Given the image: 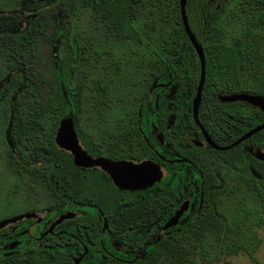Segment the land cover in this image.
Returning a JSON list of instances; mask_svg holds the SVG:
<instances>
[{"label":"trees","instance_id":"trees-1","mask_svg":"<svg viewBox=\"0 0 264 264\" xmlns=\"http://www.w3.org/2000/svg\"><path fill=\"white\" fill-rule=\"evenodd\" d=\"M21 2L0 0V13L18 12ZM58 2L60 11H42L18 32L0 33V81L11 75L0 89V118L6 123L13 116L19 148L25 144L35 148L37 154L40 148L55 152L51 156L53 171L59 170L63 187V152L54 142L62 117L74 113L75 130L90 153L112 148L111 158L139 159L138 152H124L129 136L132 148L148 149L140 132L145 119L140 124L138 119L145 111L149 114L147 107L153 108L155 118L164 119L169 112L166 96L171 88L177 89L176 95L183 92V100L190 107L200 78V63L183 26L179 0ZM185 11L205 56L200 119L206 126H214V114L208 116L206 112L218 103L214 94L247 92L264 96V0H186ZM54 37L58 41L55 55L48 58L51 65L47 78L35 63L43 40L53 41ZM17 87L19 91L15 92ZM236 104L242 105L245 124L264 123L263 111L243 102L232 105ZM246 130L244 127L243 132ZM246 142L264 148V129ZM241 145L212 151L242 173L230 169L226 174L233 171V175L225 174L221 186L204 189L201 210L184 228L164 235L135 260L99 255L96 259L85 257L80 264H199L241 250L251 255L257 245L252 226L264 223V180L257 179L250 166L264 178V161L243 155L240 166L236 151ZM67 158L75 169L71 155ZM105 178L102 187L109 183ZM85 185L78 183L75 194ZM102 187L91 188L88 196L94 190L100 193ZM172 200L148 195L130 214L117 212L112 225L115 230L118 223L119 230L129 225L133 229L147 228L146 239H154L157 228L175 207ZM0 264L73 263L63 253L37 256L24 251L0 257Z\"/></svg>","mask_w":264,"mask_h":264},{"label":"flooded vegetation","instance_id":"flooded-vegetation-1","mask_svg":"<svg viewBox=\"0 0 264 264\" xmlns=\"http://www.w3.org/2000/svg\"><path fill=\"white\" fill-rule=\"evenodd\" d=\"M58 1H52L48 10L45 8L42 11H60L61 6ZM23 2L24 0L21 2L20 10L14 14L21 12ZM42 11H38L29 21ZM19 30V27H15L11 31L1 28L0 33H13ZM10 76L0 81V89ZM18 91L19 87L15 92ZM176 93L177 89L171 88L166 96L169 101L167 104L169 112L164 118L165 120L161 119L162 117L155 118L152 107H147L149 114L145 111L143 118L138 119L139 124L145 119L143 121L144 130H140V132L142 131V141L148 149L132 148L133 141L129 136L130 139L126 141L124 152L128 155L138 152L136 155L141 156L139 159L111 158L108 155L113 150L112 148L98 150L95 154L90 153L76 132L79 144L91 157H104L112 161L129 160L134 163L150 160L158 164L162 170L161 179L150 187L138 190L118 188L108 173L99 166L87 168L76 166L72 154L55 143L57 149L63 152L62 187L59 170L53 171L55 165L51 156L55 152L40 148L37 154L35 148L25 147L27 146L25 144H23L24 147L19 148L14 137L16 134L13 133V116L11 115L6 123L3 118H0V222L22 216V218L0 228V257L29 251L37 256L42 253L44 255L63 253L70 258L73 264L75 258L81 257L80 264L85 257L96 259L99 255L121 261H131L143 257L146 249L164 235L170 234L174 230L179 231L184 228L186 222H192L197 212L201 210L204 189L221 186L226 172L230 169L242 172L240 169L228 166L225 158L212 152L213 150H226L214 149L206 140L200 126L195 122L192 101L196 92L191 97V105L188 108L187 102L183 100L186 97L185 94L181 92L176 95ZM226 94L232 93L214 94L218 103H215L216 106L213 108L206 109L208 116L214 114V126H211L210 123L206 126L200 119L202 95L198 109V120L204 131L219 146L229 145L245 132L259 125L245 124L242 105H232L235 102L243 101H221L219 96ZM158 98L159 95L156 94V106ZM179 108H181L180 111H178ZM187 114H190V117ZM244 127H247L245 132H243ZM135 139L139 140L137 136ZM246 140L248 138L239 143L242 145L240 150L236 151V160L240 162V166L243 163V155L264 161L254 156L255 151L264 152V148L253 146ZM68 154L71 155V163L75 169L68 164ZM250 171L257 179L264 180L262 175L251 166ZM228 174L233 175V171L226 175ZM105 176L109 178V183L106 182L108 188L102 187V183L106 181ZM215 179L218 184L211 183ZM66 180H69L70 183L67 184ZM80 182H86V185L75 194L74 189ZM93 187L95 189L102 188L100 193L94 190L90 197L88 194ZM148 195L176 199L175 202L173 200L171 202V205H175L171 214L154 233L155 238L146 239L147 228L133 229L129 225L126 229L119 230L118 223L117 230H115L116 226L112 225L116 219L115 214L119 211L130 214L136 206L147 200ZM102 199L107 202V205ZM183 205L186 208L177 224L164 229L166 221ZM104 207L105 211L102 209ZM67 214L73 216L56 223L61 216ZM28 215L30 217H27Z\"/></svg>","mask_w":264,"mask_h":264},{"label":"water","instance_id":"water-1","mask_svg":"<svg viewBox=\"0 0 264 264\" xmlns=\"http://www.w3.org/2000/svg\"><path fill=\"white\" fill-rule=\"evenodd\" d=\"M186 0H179L180 14L185 32L197 53L198 60L200 63V78L196 88V93L192 101V111L195 122L200 126L204 133V136L208 143L217 150H228L233 146H236L245 139L251 137L258 131L264 129V123L259 124L243 135L237 140L233 141L229 145L219 146L215 144L209 135L204 131L202 124L198 120V109L201 101L202 89L205 80V56L201 43L195 38L188 24L186 11H185ZM219 98L224 102L243 101L254 107L264 111V96L261 94H253L247 92L232 93L226 95H220ZM55 143L62 149L69 151L73 156V162L78 167H93L99 166L108 173L114 184L120 189L126 190H138L145 189L152 186L155 182L159 181L162 177V170L160 166L150 160H144L139 163H134L129 160L112 161L104 157H91L79 144L76 131L74 129V114L70 112L66 116L62 117L59 121L58 128L55 134ZM254 156L259 160H264V152L257 150L254 152ZM185 206H181L174 215H172L164 224L163 228L174 226L177 224L179 217L185 210ZM35 215V214H32ZM72 214L61 216L56 223H60L64 218H70ZM27 217H30L28 215ZM22 218L18 216L15 218L3 220L0 222V228L9 222H14L17 219ZM81 257L74 259V264H79Z\"/></svg>","mask_w":264,"mask_h":264},{"label":"rangeland","instance_id":"rangeland-1","mask_svg":"<svg viewBox=\"0 0 264 264\" xmlns=\"http://www.w3.org/2000/svg\"><path fill=\"white\" fill-rule=\"evenodd\" d=\"M56 0H24L22 10L18 14H0V29L11 31L15 27L24 28L29 19L42 9L48 10L50 3ZM46 4V5H45ZM53 5V4H52ZM40 6V7H39ZM62 22V20H61ZM53 41L50 39L43 40L38 49L35 66L37 70L44 74L47 78L50 76V61L49 57L55 55V48L57 46L58 38L54 37ZM50 43L52 47L50 48ZM52 50V53H51ZM252 229L256 233L257 245L249 255L244 251L233 253L230 255L222 254L217 260L200 261L199 264H225L228 261L230 264H264V223L253 225Z\"/></svg>","mask_w":264,"mask_h":264}]
</instances>
